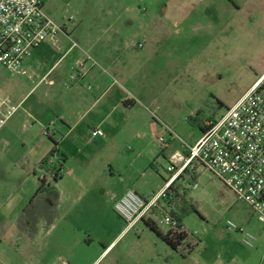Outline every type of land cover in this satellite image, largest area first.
<instances>
[{"label": "rangeland", "instance_id": "374dc122", "mask_svg": "<svg viewBox=\"0 0 264 264\" xmlns=\"http://www.w3.org/2000/svg\"><path fill=\"white\" fill-rule=\"evenodd\" d=\"M41 1L45 14L65 25L70 45L76 43L81 56L86 52L102 64L95 58L100 49L117 47L124 52L119 64L129 72L125 78L116 76L112 91L136 97L134 111L140 116L133 118L121 107L106 119L104 141L90 140V124L86 133L78 134L84 139L78 145L69 142L75 135L64 144L63 133L53 136L67 157L65 169L88 159V171L103 165L110 182L97 193L96 204L83 197L76 205L69 202L58 209L57 201L52 211L45 194L35 197L44 175L56 184L40 168L53 147L43 132L55 131L48 125L52 118L59 125V114L74 111L61 101L64 96H97L99 91L82 88L70 76L35 88L39 78L28 64L23 75L0 65V96L21 102L14 127L0 132V264H264V224L203 169L185 172L177 186L183 199L167 203L185 211L188 236L177 250L142 221L123 231L127 225L111 204L112 193L121 191V176L141 196L153 195L171 175L163 152L200 136L189 118L199 110L206 118L220 116L263 73L264 14L256 12L257 0ZM101 68L111 73L105 64ZM97 120L96 114L87 119ZM150 121L162 127L158 136L170 139L167 128L176 136L159 145L148 129ZM149 151L156 155L151 157ZM109 168L116 173L110 176ZM68 181L63 179L61 185ZM165 200L168 197H161L143 216L155 220L164 233L168 227L159 221L167 212ZM228 221L255 236L254 248L242 245V234L229 231Z\"/></svg>", "mask_w": 264, "mask_h": 264}, {"label": "built area", "instance_id": "2783aa9c", "mask_svg": "<svg viewBox=\"0 0 264 264\" xmlns=\"http://www.w3.org/2000/svg\"><path fill=\"white\" fill-rule=\"evenodd\" d=\"M63 37L71 41L65 25L57 24L45 14L41 0H0V65L9 72L23 75L24 62L37 48L48 45L57 50ZM77 47L72 42L71 49ZM97 66L98 63L83 52L72 66L71 82L86 76L91 67ZM20 106L21 103L15 104L10 98L0 96V131ZM204 127L200 138L187 147V154L176 153L170 157L167 171L171 175L160 194L146 199L129 189L114 202L113 210L126 223L127 229L135 227L152 207L158 206L164 191L181 178L183 172L198 169L210 172L221 181L264 224V72L223 114L205 120ZM165 130L171 138L176 136L172 130ZM43 134L54 136L48 129ZM91 135L105 137L100 129L93 130ZM156 139L161 146L168 142L163 135ZM193 188H197V184ZM159 224L166 225L171 233L186 231L179 228L178 221L169 212ZM227 229L242 234V245L254 248V235L231 221L227 222Z\"/></svg>", "mask_w": 264, "mask_h": 264}, {"label": "crops", "instance_id": "0c3cea01", "mask_svg": "<svg viewBox=\"0 0 264 264\" xmlns=\"http://www.w3.org/2000/svg\"><path fill=\"white\" fill-rule=\"evenodd\" d=\"M255 10L258 14H264V0H257ZM119 51L121 50L117 47L110 49L102 48L100 49V51H98V53H96L97 55L95 56V58L97 59V61L108 66L111 70V73H108L107 70L102 69V64H98V69H96V67H91L86 76L81 77L78 81H76L81 82L82 88L91 86L92 88L96 89V91H99V94L97 96H92L88 93H71L70 95L64 96V98L61 99V101L68 103L69 105L71 104V106L74 107L73 112H62L61 114H59V125L53 120V118L48 122V125H53L55 127V131H53L54 135L56 133L64 134L61 144H64L68 140L67 138H71V136L73 135H75L76 138L69 141L71 142V144L78 145L79 142H83L84 139L80 137L78 138V134L86 133L85 131L90 125L91 128H89V131L91 132L95 129H100L103 131V126L106 124V119L110 116L113 117L118 111L121 110V107L122 110L130 112L128 115L133 118L140 116L139 113L134 111L136 104L139 102L136 97L130 94H121L118 90L112 91L114 86L113 84L114 82H116V76L122 75L125 78L126 73L129 72L126 66L121 67V65L119 64V61L121 60L119 55H123L124 53L123 51H121V53ZM111 54L114 56L112 57ZM47 57L49 61H51V63H47ZM81 57L82 56L78 51H76L75 49H71L69 39L63 37L61 45L57 50L51 48L48 45L40 46L33 52L31 57L26 59V61L24 62V66L28 64V68L35 74L36 78H39L35 88L40 87L43 83L53 86L57 80L66 79V77H69L71 75L69 71L72 70V66L75 61ZM99 65H101V67ZM93 114H96V118L98 120L91 123L87 121V119ZM14 118L15 117H13L0 132L11 130L17 122ZM129 128H132L131 125L129 126ZM148 129L151 136L153 138H156L159 135L162 127L158 126L156 122L150 121L148 123ZM199 131L201 136L202 131L200 129ZM200 136L192 142L182 144L174 151L168 152L169 154L167 152H163V155L170 159V157L176 153L187 154V147L192 146L200 138ZM95 138L100 137H92L91 135L90 140H94ZM101 140L104 141L105 137L101 138ZM170 140L172 139H168V141ZM148 155L153 157L156 155V152L149 151ZM76 161L77 163L73 167L65 169L63 177L55 184V188L59 195L58 209L69 202H72L76 205L81 201L80 199H82L83 197L89 198L93 204H96L97 193L101 191L103 193L104 188L110 182V179L108 178V175H106V170L104 169L103 165L97 171L90 172L88 171V167L91 166L89 164L90 160L78 159ZM109 169L110 176L116 173L113 168ZM63 179H68V182L70 183L61 185V181ZM99 180H101V183L99 182ZM179 180L174 182V190H172V195L175 201L180 197L179 189L177 188V186L179 185ZM166 181H164V184L159 187V189L153 195L142 196L146 199H151L155 195L160 194L165 188L164 185ZM118 182L122 185V188L121 191L117 194L112 193V207L114 202L125 191L132 189L138 194L140 193L135 188V186H132V184L128 182L124 177L121 176ZM166 201L167 200H165L164 204L162 203L163 208L167 209V212L173 210L170 207H167L169 199L167 202ZM96 207L97 206L95 205L93 209H95ZM143 219L144 218L142 217L138 222H144ZM54 225L55 224H52L51 227H54ZM126 229L127 228L125 227L123 231H125ZM99 257L100 256H97V258Z\"/></svg>", "mask_w": 264, "mask_h": 264}, {"label": "trees", "instance_id": "16d2710c", "mask_svg": "<svg viewBox=\"0 0 264 264\" xmlns=\"http://www.w3.org/2000/svg\"><path fill=\"white\" fill-rule=\"evenodd\" d=\"M215 117V114H211L208 118L205 117V114L202 110H199L196 112L195 116H192L189 118L190 123L195 127L203 131L205 129L204 122L207 119H212ZM51 142L53 143V147L51 148L49 154L41 161L40 168L46 171L51 181L58 182L64 174L65 171V163L67 161L66 155L61 152V150L58 147V142L54 137H49ZM57 157L56 161H53L54 158ZM51 162V163H50ZM183 172L180 176H184ZM172 190H174V183H172L165 191H164V197H168V199L174 200L172 195ZM45 194V202L49 203V207L52 211L56 209L57 201H58V192L56 188L52 185V183L49 181V179L44 175L39 180V188L36 192L35 197L36 198H42V195ZM180 196V195H179ZM181 199H183L180 196ZM32 203V202H31ZM192 207V206H191ZM170 215L176 219L179 223V228L185 229L183 224V214L185 211L178 212L176 210L169 211ZM54 213H52V216ZM146 226L159 238L164 240L173 250H177L178 247L181 245V243L186 239L188 236L186 231H182L181 233H171L170 231L162 232L159 228L158 223L155 220L151 219H143Z\"/></svg>", "mask_w": 264, "mask_h": 264}]
</instances>
